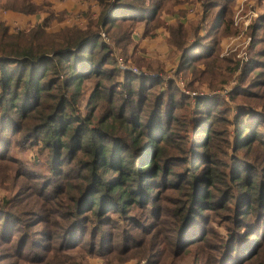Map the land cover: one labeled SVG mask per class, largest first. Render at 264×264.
Returning <instances> with one entry per match:
<instances>
[{
	"label": "rangeland",
	"instance_id": "obj_1",
	"mask_svg": "<svg viewBox=\"0 0 264 264\" xmlns=\"http://www.w3.org/2000/svg\"><path fill=\"white\" fill-rule=\"evenodd\" d=\"M120 4L106 19L93 0H0L1 66L12 69L5 56L50 50L66 35L87 36L83 52L102 42L94 52L101 68L79 90H46L36 109L27 95V117L0 109V209L16 206L21 220L0 232V264H55V251L62 264H264V202L241 189L255 182L264 197V0ZM135 76L138 100L117 88H136ZM11 91L0 87V99ZM64 99L75 119L93 114L94 125L105 121L114 136L142 145L149 135L138 126L172 131L164 149L173 161L160 164L154 181L143 179L141 204L122 215L103 211L109 220L83 210L94 192L91 159L53 153L42 130L46 112ZM197 100L204 109H194ZM206 129L208 158L188 155ZM190 171L211 180L192 189Z\"/></svg>",
	"mask_w": 264,
	"mask_h": 264
},
{
	"label": "trees",
	"instance_id": "obj_2",
	"mask_svg": "<svg viewBox=\"0 0 264 264\" xmlns=\"http://www.w3.org/2000/svg\"><path fill=\"white\" fill-rule=\"evenodd\" d=\"M93 1L98 3L103 9H106V19L110 16L109 14L120 11L119 7L122 5L120 0ZM68 37L70 36L66 35L63 40L54 39L50 50L40 47L36 53L28 49L16 54L15 57H12L14 55L5 56L14 59V66L11 69L5 65L1 66L0 62V87L2 90H12L0 99V109L3 113L9 108L10 111L14 110L15 113H18L20 117H27L29 114L26 111V106H24L27 102L25 100L28 99L27 95H31L34 98V102H36L33 106L34 109L42 107L40 100L44 91L79 90L83 82L100 70L101 63L95 61L94 52L96 49H102L101 40L98 44H92L83 52V46L91 40L87 36L74 39H69ZM89 45H91V42H89ZM66 72L68 73L67 75ZM127 75L128 73L125 77ZM137 76L132 80L137 84L136 88L132 87L129 89L125 83L117 86L120 92H125V94L129 95V99L138 100L143 97L141 79ZM14 90H16V94ZM17 91H21L20 95L23 94V96H19ZM61 98L63 96L60 95L59 99L61 100ZM196 102L194 106L196 111H199V107L204 109L203 100H197ZM62 104L63 106L61 107V105L56 103L53 106V111L46 112L42 130L44 131L45 143L53 148V153H60L59 156L73 155L74 157L76 153L82 151L87 153L91 159L87 169L88 179L92 182L91 186L94 192L88 193L84 201L81 202L83 210H86L94 218L102 217L109 220L103 211L106 212L108 210L109 213L119 212L122 215L130 207L141 204L145 195L141 191V189L145 188L141 183L143 179L154 181L161 171L159 168L160 164L173 161L164 149L167 143H171L172 131L170 129L164 130L163 133L156 135L154 129L150 126H138L136 128H138L140 133L142 132L141 136L149 135L146 138V143L142 145L139 140L140 137L137 138V136L131 140L114 136L111 126L105 124V121L94 125L92 123L93 114L91 117L82 120L75 119L73 116V104L65 99L62 100ZM130 106L132 105L130 104ZM126 110L129 113L131 111L130 108H126ZM158 110H160V107ZM204 113L207 114L208 112L204 111ZM109 119L115 121L116 115L112 114L106 120L108 121ZM9 126L14 127L11 124ZM3 129L6 130L8 128L4 126ZM204 133L206 134L194 146L191 143L188 148V155H200L202 159L208 158L211 132L206 129ZM244 133L242 132V135ZM178 137L181 139L180 136ZM241 137L237 139L240 140ZM197 149H201L200 152H197L199 151ZM94 163H97V166H92ZM97 167L100 174L95 172ZM190 172L189 178L192 180L189 182V186L192 189L198 185L200 180L208 182L212 177L208 178L205 176L206 174L201 173V177L197 178L192 171ZM108 174H111V177L106 178L107 182H102ZM238 182H236V185ZM241 189L248 191L245 193L250 196V199H252V195H256L254 199L256 202H264L263 187L257 186L255 182L250 183L248 186L243 185ZM257 190L259 192L256 193ZM197 196L198 194L193 192L190 200L199 202ZM248 208V211L251 212V206H248ZM17 209L16 206L11 208L4 206L3 209H0V232L9 233L20 225L21 220H16L20 219L16 215ZM19 229L16 228V230ZM20 243H22V239ZM53 255V263L62 264V262L56 261L57 258L62 260L59 251H55Z\"/></svg>",
	"mask_w": 264,
	"mask_h": 264
}]
</instances>
